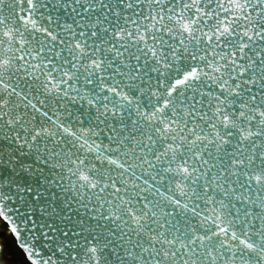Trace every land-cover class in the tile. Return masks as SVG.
I'll return each mask as SVG.
<instances>
[{
    "label": "snow or ice",
    "instance_id": "1",
    "mask_svg": "<svg viewBox=\"0 0 264 264\" xmlns=\"http://www.w3.org/2000/svg\"><path fill=\"white\" fill-rule=\"evenodd\" d=\"M0 218L31 264H264V0H0Z\"/></svg>",
    "mask_w": 264,
    "mask_h": 264
},
{
    "label": "water",
    "instance_id": "2",
    "mask_svg": "<svg viewBox=\"0 0 264 264\" xmlns=\"http://www.w3.org/2000/svg\"><path fill=\"white\" fill-rule=\"evenodd\" d=\"M60 14L62 15V12ZM64 19L67 22H71L66 16ZM145 104H147V101H145ZM80 110L83 111V109ZM88 125L89 121L84 119V126ZM101 139H103L105 143L108 142L107 137L103 136V134ZM45 171L47 172L48 170L46 169ZM0 245H2L3 248V250L0 251V264H31L24 250L17 245L15 236L10 233L9 225L3 218H0ZM73 255H75V252H73ZM68 259V264H73L71 258L69 257Z\"/></svg>",
    "mask_w": 264,
    "mask_h": 264
}]
</instances>
